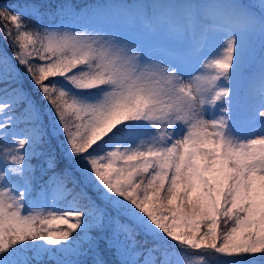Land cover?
I'll return each instance as SVG.
<instances>
[{
	"label": "snow or ice",
	"instance_id": "6c2138e0",
	"mask_svg": "<svg viewBox=\"0 0 264 264\" xmlns=\"http://www.w3.org/2000/svg\"><path fill=\"white\" fill-rule=\"evenodd\" d=\"M259 6L256 15L207 0L180 6L178 18L175 7L147 3L51 13L0 6L16 29L0 24V36L46 102L14 84L0 58V264H79L68 257L90 252L91 234L106 228L118 264H170L173 253L191 264L189 251L216 264L264 260V54L240 97L255 38L264 53ZM113 17L123 28L92 26ZM159 31L188 47L143 43ZM52 140L72 167L36 192L31 161ZM45 163L55 167V150ZM73 172L116 217L84 202ZM49 192L51 205L35 211L30 198ZM141 234L154 243L145 247Z\"/></svg>",
	"mask_w": 264,
	"mask_h": 264
},
{
	"label": "trees",
	"instance_id": "16d2710c",
	"mask_svg": "<svg viewBox=\"0 0 264 264\" xmlns=\"http://www.w3.org/2000/svg\"><path fill=\"white\" fill-rule=\"evenodd\" d=\"M204 2H207V0H0V6H4V7L10 6L12 11L15 12L21 10L26 3H35L40 6L42 12L51 13V12H55V10L61 5H67L69 8L74 9L76 11H80V10L86 11L89 8H94L97 5L106 4V3L113 8L128 7L134 5L135 3H147V4H157L160 6L175 7L173 11L177 14L176 18H178L179 14L183 11V9L180 6L189 3H204ZM234 2L239 3L245 7H248L256 15L260 14L259 0H234ZM25 19L33 26L39 23V19L34 16H26ZM45 19L50 22L53 20V17L49 15L46 16ZM118 20L120 19L116 17L107 20H99L97 22H94L92 26L97 28H104L105 25H113V22ZM0 24L6 25L8 28H11L13 33H15L16 31L15 27L12 26L9 22L3 21V19L0 18ZM156 34L158 33H155V35ZM159 47H164V46H159ZM262 54L264 53H262L260 42L257 37L252 42L251 56L242 69L244 86H242L240 93L241 100L244 96V91L247 82L250 79L254 78L259 71L260 59ZM0 58L8 59L9 71H12L14 76L13 83L22 86L37 104L42 106L45 105L46 102L40 99V94L33 88L30 80L28 79L27 74L24 73L23 68H20L17 62L13 59V49L10 46L9 41L7 39H4L2 36H0ZM12 66H16L18 71H15ZM4 87L5 85L2 82H0V95L3 94ZM45 124L47 126V120H45ZM21 126L24 127L25 125L22 124ZM61 139H63V137H61ZM43 150L45 152L44 156H38V158H34L31 161L32 165L35 168L36 192H39L40 188L43 187L46 182L49 185H51L60 176V174L64 172L66 168L70 169L72 167L65 159L64 154L61 151L60 147L58 146V142L56 140H52L50 144L46 143L44 145ZM53 150H55L56 164L54 168L49 169L47 164L45 163V160L47 155L51 153ZM73 176L76 178V180L80 181V183L76 185V191L84 194V202H87L88 200L96 201V203L100 205L101 209L106 211L109 216L116 217L117 214L114 211L108 209L106 205L100 202V200L97 198V194L94 191L92 185L84 182L78 172H73ZM68 187H72L71 180H69ZM51 195L52 193L49 192L48 198L45 199L44 194L40 193L38 197L30 198L29 203L33 206H38L35 207V211H40L46 205L49 206L51 205L52 203ZM117 222L122 224L129 223V221L124 217H119ZM91 238L93 239V247L90 252H86L84 255L69 256L68 259L70 261H79V264H95L96 261H101L102 264H118V261L120 259V254L113 247L112 232L110 228H106L104 231H93V233L91 234ZM121 239L123 241L124 238L121 237ZM137 239L146 241L145 247H149L152 243H154L150 238L144 237L142 234L138 236ZM171 243L172 242H169V244ZM171 251L172 249L170 248L169 252ZM188 253H192L200 256V253L198 252L189 251ZM175 254L176 253L170 255L168 259L170 260V258L173 257V255ZM31 255L32 254L29 252L26 254L25 258L28 259L31 257ZM156 255L159 256V253H157ZM257 258H256L257 262L262 261V260H257ZM205 260H207V262L211 260L209 255ZM157 264H159V261H157Z\"/></svg>",
	"mask_w": 264,
	"mask_h": 264
},
{
	"label": "rangeland",
	"instance_id": "374dc122",
	"mask_svg": "<svg viewBox=\"0 0 264 264\" xmlns=\"http://www.w3.org/2000/svg\"><path fill=\"white\" fill-rule=\"evenodd\" d=\"M123 28V23L121 20L113 22V25H105L104 29H121ZM158 34L153 35H145L143 36V43L146 44L149 47L153 46H164L169 49L180 51L188 47L189 42L184 41L177 43L175 41L170 40L162 31L157 32ZM200 255H204L205 259L207 258L208 254L206 253H200ZM185 257L191 261V264H216V261L214 259L207 260L204 259V261H200L197 259L199 255L192 254V253H185ZM222 260H229V259H237V258H228V257H221ZM257 260H261L260 258H257ZM170 264H180V256L178 253L173 255V257L169 260ZM256 264H264V260L257 262Z\"/></svg>",
	"mask_w": 264,
	"mask_h": 264
}]
</instances>
